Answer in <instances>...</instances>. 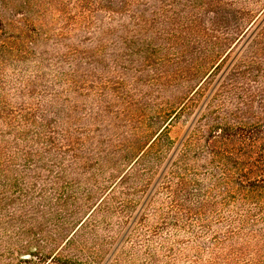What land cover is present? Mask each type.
<instances>
[{"label": "trees", "instance_id": "trees-1", "mask_svg": "<svg viewBox=\"0 0 264 264\" xmlns=\"http://www.w3.org/2000/svg\"><path fill=\"white\" fill-rule=\"evenodd\" d=\"M31 11L16 12L21 25L0 19V212L20 202L28 217L14 238L0 230V257H15L0 264H264V126H211L217 164L200 171L192 160L200 146L187 138L174 144L167 129L207 82L211 71L202 70L191 72L206 74L189 96L178 92L175 103L146 106L149 113L122 112L98 137L35 121L37 107L9 98L23 93L12 85L25 86L15 62L44 31ZM257 33L264 35V20ZM152 43L144 50L162 47ZM37 160L47 174L36 172ZM28 164L29 176L10 168Z\"/></svg>", "mask_w": 264, "mask_h": 264}, {"label": "rangeland", "instance_id": "rangeland-1", "mask_svg": "<svg viewBox=\"0 0 264 264\" xmlns=\"http://www.w3.org/2000/svg\"><path fill=\"white\" fill-rule=\"evenodd\" d=\"M4 6L13 7L4 11ZM27 9L34 10L29 14L42 21L46 34H36L29 55L15 62L25 86L12 85V92L17 87L23 93L9 98L37 107L35 121L70 131L77 125L79 137L85 132L98 137L122 112L143 107L149 113L146 106L175 103L178 92L187 96L211 71L167 129L174 144L187 138L200 146L192 157L200 171L217 164L209 152L217 146L210 142L211 126L221 121L264 126V35L253 34L264 20V0H0V19L8 23L10 15L19 25L16 12ZM146 40L162 47L146 51ZM197 70L205 72L189 78ZM93 111L97 122L88 118ZM34 163L39 175L47 174L39 160ZM10 168L29 176L35 167ZM18 204L0 212V230L11 238L16 224L28 218Z\"/></svg>", "mask_w": 264, "mask_h": 264}]
</instances>
